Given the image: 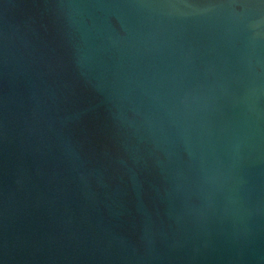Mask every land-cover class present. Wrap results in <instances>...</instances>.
Here are the masks:
<instances>
[{
	"label": "water",
	"instance_id": "obj_1",
	"mask_svg": "<svg viewBox=\"0 0 264 264\" xmlns=\"http://www.w3.org/2000/svg\"><path fill=\"white\" fill-rule=\"evenodd\" d=\"M0 264H264V0H0Z\"/></svg>",
	"mask_w": 264,
	"mask_h": 264
}]
</instances>
